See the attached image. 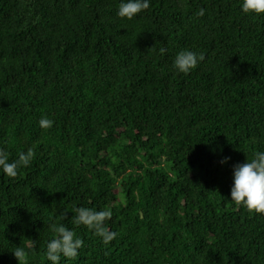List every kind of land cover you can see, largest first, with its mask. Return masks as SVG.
<instances>
[{
	"label": "trees",
	"instance_id": "trees-1",
	"mask_svg": "<svg viewBox=\"0 0 264 264\" xmlns=\"http://www.w3.org/2000/svg\"><path fill=\"white\" fill-rule=\"evenodd\" d=\"M120 3L0 0V149L35 152L0 172V264L18 246L51 264L53 224L84 241L61 264H264V214L230 198L232 165L264 151V17L151 0L129 21ZM183 50L205 56L188 75ZM77 207L111 210L116 239L75 225Z\"/></svg>",
	"mask_w": 264,
	"mask_h": 264
},
{
	"label": "clouds",
	"instance_id": "clouds-1",
	"mask_svg": "<svg viewBox=\"0 0 264 264\" xmlns=\"http://www.w3.org/2000/svg\"><path fill=\"white\" fill-rule=\"evenodd\" d=\"M151 0H121L117 15L121 19L129 21L138 17L139 14L148 10ZM240 9L244 15L264 17V0H240ZM205 15L201 8L199 17ZM164 54L165 49H161ZM203 53L191 50H183L176 54L173 68L177 73L188 75L203 62ZM54 121L42 117L39 125L42 129L53 127ZM35 158L32 149L21 151L16 159L10 160L9 153L0 149V172L9 178H15L20 169L31 166ZM231 162V157H223L219 163L221 166ZM233 183L230 189V198L238 206H242L250 213L264 214V151H256L250 160L241 164L232 165ZM75 225L84 226L102 240L107 246L116 239L118 233L111 231L107 222L112 218L111 210H96L89 207H77L75 209ZM50 229L55 233V238L47 243L46 259L51 264H61V258L75 260L84 241L77 237L75 231L64 225H51ZM12 254L20 262L24 259L26 251L23 247H17Z\"/></svg>",
	"mask_w": 264,
	"mask_h": 264
}]
</instances>
